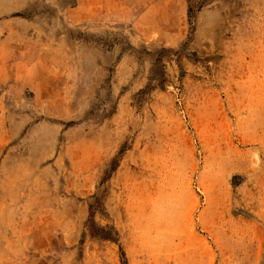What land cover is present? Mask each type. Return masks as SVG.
Listing matches in <instances>:
<instances>
[{
  "label": "rangeland",
  "instance_id": "rangeland-1",
  "mask_svg": "<svg viewBox=\"0 0 264 264\" xmlns=\"http://www.w3.org/2000/svg\"><path fill=\"white\" fill-rule=\"evenodd\" d=\"M184 1L0 0V264H264V0Z\"/></svg>",
  "mask_w": 264,
  "mask_h": 264
},
{
  "label": "crops",
  "instance_id": "crops-1",
  "mask_svg": "<svg viewBox=\"0 0 264 264\" xmlns=\"http://www.w3.org/2000/svg\"><path fill=\"white\" fill-rule=\"evenodd\" d=\"M147 3L149 9L158 10L157 15L174 14L175 16L183 15L186 10V3L184 0H141ZM162 10V11H160ZM170 10V11H169Z\"/></svg>",
  "mask_w": 264,
  "mask_h": 264
},
{
  "label": "trees",
  "instance_id": "trees-1",
  "mask_svg": "<svg viewBox=\"0 0 264 264\" xmlns=\"http://www.w3.org/2000/svg\"><path fill=\"white\" fill-rule=\"evenodd\" d=\"M200 9H201V6H200V8L198 10H200Z\"/></svg>",
  "mask_w": 264,
  "mask_h": 264
}]
</instances>
